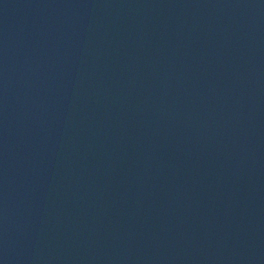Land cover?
Segmentation results:
<instances>
[{
    "label": "water",
    "instance_id": "1",
    "mask_svg": "<svg viewBox=\"0 0 264 264\" xmlns=\"http://www.w3.org/2000/svg\"><path fill=\"white\" fill-rule=\"evenodd\" d=\"M0 264H264V0H0Z\"/></svg>",
    "mask_w": 264,
    "mask_h": 264
}]
</instances>
